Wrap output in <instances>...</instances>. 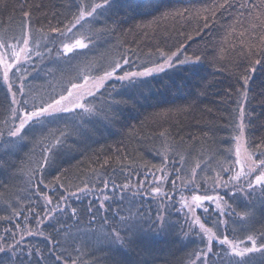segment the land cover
I'll return each mask as SVG.
<instances>
[{"label":"trees","instance_id":"obj_1","mask_svg":"<svg viewBox=\"0 0 264 264\" xmlns=\"http://www.w3.org/2000/svg\"><path fill=\"white\" fill-rule=\"evenodd\" d=\"M96 3L103 0H0V40L16 44L20 55L9 73L11 92L0 64V247L13 245L17 254L0 253V264H229L219 239L264 235V198L258 191L237 192L244 179L212 188L218 175L228 181L241 170L234 167L240 137L252 162L264 160V0H153L151 5L121 0L76 25L69 35L83 34L90 42L64 55L62 42L69 41L52 29L71 28L80 8ZM25 34L27 54L21 52ZM161 51L176 52L174 62L199 56L197 71L178 66L137 87L112 78L88 97L97 116L82 120L79 109L60 112L42 118V124L30 122L23 139L9 136L22 114L59 98L62 89L66 94L71 83L84 84L82 74L102 75L116 61L123 68L118 75L143 70L162 63ZM0 57L12 62L13 49L0 48ZM245 77H250L246 89ZM46 149L50 159L41 168ZM126 183L135 187L113 192V184ZM85 185L90 191L79 193ZM157 186L160 195L151 192ZM220 189L222 205L214 199L197 207L211 232L192 227L179 212L185 200ZM103 195L110 199L100 209ZM161 212L167 222L163 231L156 219ZM130 213L140 218L146 235L124 250L105 234L122 228L119 217ZM248 213L251 219L242 220ZM209 247L207 257L198 255ZM245 264H264V255L253 253Z\"/></svg>","mask_w":264,"mask_h":264},{"label":"snow or ice","instance_id":"obj_2","mask_svg":"<svg viewBox=\"0 0 264 264\" xmlns=\"http://www.w3.org/2000/svg\"><path fill=\"white\" fill-rule=\"evenodd\" d=\"M145 3L151 5L153 3V0H144ZM121 3V0H103V3H96L91 6V9L88 10L86 7H81L79 10V15L74 18V23L71 28H66L65 30L61 31L60 29L53 28V32H59L62 37H64L65 41L69 42H62V53L64 55H69L74 53L77 50L85 49L88 47L87 37L81 36L79 38L75 37V35H69L72 33V29L76 27V25H79L81 21H84L86 17H93L94 14L97 12L98 9L101 8H112L113 6L119 5ZM223 6V5H221ZM247 2L245 4H242L241 7H246ZM167 15V14H165ZM25 17L29 16V13H24ZM208 25L205 24V27ZM243 35V33H241ZM23 40L24 47L21 48V52L27 54L30 50L28 48L30 37L28 34H25L21 37ZM191 39V37H189ZM16 44H9L7 41L0 40V48H8L13 49V57L14 59L12 62H9L12 58H3L0 57V64L3 65V82L8 85V90L12 91V85L9 82L10 81V71L13 69V66L15 63H17L20 59L19 53L15 52L14 49L16 48ZM183 47V45L181 46ZM179 51V49L177 50ZM160 56L163 58L162 63H155L151 67H144L143 70L139 71H124L123 75H118V70L123 71L122 64L119 61H116L113 65L109 66V69H106L103 71L102 75L92 77L87 74L83 75L84 84L79 83H71V87L67 88L66 94H64V90L62 89L61 94L59 95V98H52L51 102H45L44 105L41 106H34V110L30 112H25L20 117V123L19 126L16 127L14 130L9 131L10 137H17L20 139H23V131L26 129V126L30 124V122L35 123H43L42 118L47 116H52L56 113L64 112H74L77 109L81 110V119L83 120V116L87 115L89 117H95L97 116L98 112L95 107V105L90 104L88 101V97H95L97 93L100 92L102 88L105 87L106 83L111 80L112 78H115L118 81L121 82H127L129 86L137 87L138 85H143L146 83V78L154 76L159 73L166 72L170 69H176L178 66H188V67H181V71L185 72H191L195 74L197 71V65L200 62V57H185L184 60H179L177 58L176 62L173 61V58L177 56L176 52H173L171 55H167L164 52H160ZM27 58V55H26ZM123 63L128 64L129 61L125 57L123 58ZM255 64H261V60H256ZM19 67L16 68V71L19 72ZM252 71H255V68L252 69ZM21 80L24 79L23 76L20 77ZM250 77H245L244 79V85L245 89L247 88V85L249 83ZM20 91L23 92V85H21ZM128 103L127 100L125 101H114V103ZM13 103H16L15 98H13ZM13 112H15V109H13ZM241 116H243V108H241ZM105 119H107V114H105ZM241 132L243 131V125L240 126ZM78 133L82 131V129H77ZM64 133H61V136H63ZM57 144L61 143L60 138H56ZM240 155V149L237 147V156ZM50 157L48 155V150H45L44 155V161L45 164L40 165L41 168H43L49 161ZM248 159L251 160V155L248 156ZM237 164H240V160H236ZM253 164H256L257 167H249L247 171L244 170L243 165H241V170L239 172H236L234 175L229 177L228 181H223L219 175L216 178V186L217 187H229L230 182H239L241 179L247 180V187L240 186L236 189V191L242 192L246 196H251L253 193L259 190L260 196L264 198V170L259 171L258 175H255L254 179H251L250 177L257 171V169H264V160H256L253 161ZM161 172L164 171V169H160ZM225 172H230L232 169L225 168ZM195 169L192 170V181L195 182ZM166 177H161L159 179H163ZM179 178V177H178ZM56 182H59V177L56 178ZM143 186V182H141V187ZM135 187V185L131 184H124V185H116L113 184V192L118 188L121 193L126 192L130 190V188ZM235 187V185H234ZM108 189V182H104V190ZM90 191L87 185L83 189H78L79 193H87ZM152 193L156 195L161 194V188L159 186L152 188ZM138 193H133L135 196ZM71 195H77V193H72ZM230 195H235V192L230 193ZM155 198V196L153 197ZM44 199L47 201V203H51V200L45 195ZM64 197H61V200H63ZM110 197L108 195H103L102 199L100 200L99 208L104 209L105 208V202L108 201ZM214 199H219V197L214 198L212 196H201V195H194L192 197V201L195 203L196 207H201L203 204V201L208 200L212 201ZM264 202V200H262ZM207 210V209H206ZM52 211H55L53 209ZM60 211H67V208L60 209ZM89 212H92V209H88ZM189 211L193 214L192 222L195 225H198L200 229L206 233H210L211 229H208L205 227L203 223L200 222V219L198 216L195 215V209L189 207ZM71 218L76 219L77 218V210L75 208L71 209ZM157 221H159V229L160 231L164 230V227L166 225V220L163 216V213H158L157 215ZM241 219H251V213L245 214L244 216H241ZM119 222L122 225V228H114L112 229L111 233L105 234V239L109 241L110 244H115L117 247L127 250L131 246L135 245L141 238L142 235H146L144 229L141 226L140 218H134L133 215L130 213L129 216H120ZM105 224L108 223L107 220L104 221ZM155 223V222H154ZM221 223H225L224 221H221ZM123 232V234H122ZM28 235H34L36 233L28 232ZM40 235H43V233H39ZM264 239V235L261 237H257L255 234H249L246 237L245 241H239L234 242L228 238L227 235H225L222 239H219V244L226 246V255L229 257V264H245V262L248 260L249 256L253 253H261L264 255V243H260L259 240ZM211 243V240H210ZM243 245V247H241ZM250 245V246H249ZM8 250H11L13 256H16V250L15 246L8 245L7 249L5 247H0V253L7 252ZM212 249L209 247L208 252L206 253H200L198 255H203L207 257L211 253ZM35 253L37 255H42L40 253L39 249H35ZM27 255H32V252L27 253ZM57 260L60 259L59 256L56 257ZM13 264H15V261H13ZM23 264V262H21ZM223 264V262H222Z\"/></svg>","mask_w":264,"mask_h":264},{"label":"rangeland","instance_id":"obj_3","mask_svg":"<svg viewBox=\"0 0 264 264\" xmlns=\"http://www.w3.org/2000/svg\"><path fill=\"white\" fill-rule=\"evenodd\" d=\"M174 59H175V57L173 58V61H174ZM19 123H20V119L19 120H17L16 121V123H15V126H14V128H13V130L16 128V127H18L19 126ZM237 147H239V149H240V155H239V157L237 156ZM235 148H236V156H235V153H234V157H235V160H237V159H239L240 160V164H235V166L234 167H236L237 169H241V165H243V167H244V169L245 170H247L249 167H253V168H256L257 167V165L256 164H253V162H252V160H253V157H252V159L251 160H249L248 159V156H249V154L246 152V150H245V143H244V140H243V137H240V139H238L237 140V142H235ZM261 170H264V169H257V171L250 177L251 179H254V177H255V175H258L259 174V171H261ZM238 171V170H237ZM239 172V171H238ZM157 177H158V174H157V176H156V179H157ZM162 177H164V176H162ZM166 180V179H165ZM157 181H158V179H157ZM234 183H236V182H234ZM240 186H243V187H247V180L246 179H244L243 180V182L242 183H240ZM212 188H219V187H217L216 186V184L212 187ZM224 190V189H223ZM257 191L259 192V190L257 189ZM213 191H211V192H208V193H205L204 195H201V196H205V195H207V196H212V197H214V198H217V197H219V199H215V201L216 200H220V204H218V206L217 207H219V205H222L223 203H221V199H222V197H221V195H220V193H222V190L220 189V190H218V191H214L213 193H212ZM237 192H239V191H237ZM242 193V192H241ZM193 196V195H192ZM185 206H182V209L180 208H178L179 209V212H181V214H184V216L186 217V219L189 221V224L192 226V227H199L198 225H195V224H193V222H192V219H193V214H192V212H190L189 211V207H191V208H194L195 209V215L196 216H198L199 215V211H198V209H197V207H196V205H195V203L193 202V201H191V198H189V199H186L185 200ZM177 209V210H178ZM183 212V213H182ZM54 213V212H53ZM52 214H50L49 216H51ZM199 217V219H200V222L202 223V220H201V218H200V216H198Z\"/></svg>","mask_w":264,"mask_h":264}]
</instances>
